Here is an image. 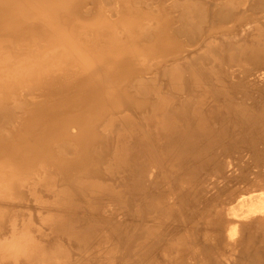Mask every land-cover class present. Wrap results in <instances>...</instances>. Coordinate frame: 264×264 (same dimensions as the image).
Returning a JSON list of instances; mask_svg holds the SVG:
<instances>
[{
    "label": "bare ground",
    "instance_id": "1",
    "mask_svg": "<svg viewBox=\"0 0 264 264\" xmlns=\"http://www.w3.org/2000/svg\"><path fill=\"white\" fill-rule=\"evenodd\" d=\"M86 1L0 0V44L30 33L28 58H0V81L25 72L48 89L57 52L86 72L77 112L60 117L36 107L42 92L0 87V264H264V3L78 12ZM104 10L107 48L93 54L76 31ZM137 36L149 44L125 51ZM125 53L156 64L132 74Z\"/></svg>",
    "mask_w": 264,
    "mask_h": 264
},
{
    "label": "rangeland",
    "instance_id": "2",
    "mask_svg": "<svg viewBox=\"0 0 264 264\" xmlns=\"http://www.w3.org/2000/svg\"><path fill=\"white\" fill-rule=\"evenodd\" d=\"M93 1V0H92ZM144 1H147V0H120L121 2V7H122V11L123 13H128L130 14V10H135V9H139V8H142V2ZM87 3H83V5H79V9H78V12L80 13H84V14H88L90 13V9L93 7V3L92 4H88V2H90V0L86 1ZM95 2V1H93ZM96 2H99V0H96ZM259 4L260 3H264V0H258ZM91 3V2H90ZM100 3V2H99ZM128 3V4H127ZM156 1H151V4H155ZM258 4V6H259ZM95 6V5H94ZM114 7V4L112 3V0H108V2L105 3V7L104 8H109L112 10V8ZM254 9V7L252 8ZM102 10V9H101ZM256 10H254L253 12H255ZM101 14L97 15V16H94L95 14L93 15H90V16H87L82 25H80L79 27H77V31H76V35H77V39L79 40V42L81 43V45H83L86 49L90 50L94 53H105L106 52V48H107V35L105 34L106 32V29H103V25H98L96 24L94 21H97V19H99L100 17L104 18L103 15H106L107 14V11L104 10V12L100 11ZM112 13L114 14V10H112ZM92 16V17H91ZM100 16V17H99ZM114 17V16H113ZM97 18V19H96ZM108 21V20H107ZM109 22V21H108ZM174 26V24H173ZM109 31V30H107ZM25 37H21L18 40H13V42L11 41H1V44L2 46H0V48L2 47H5V45L7 44V46L11 43L12 45L11 46H14L16 49V53L14 51L12 52H8V53H3V52H0V58L2 57L3 60L4 59H7L6 63H8V67L10 68H13V67H17L25 58H28L29 55H30V52L28 51V49H25L24 47L27 46V43H29V39H30V33L27 31V34L25 33L24 34ZM94 36V38H93ZM25 38V39H24ZM28 38V39H27ZM24 39V40H23ZM96 39V40H95ZM119 39V38H118ZM89 40V41H88ZM18 41V43H17ZM23 41V42H22ZM122 44V39L119 40ZM126 45V49L125 51H131V49L133 50H138L140 49L141 47H143V45L147 46L149 43H146V42H143L141 40V38H139L138 36L137 37H134V38H130L127 42H125ZM26 44V45H25ZM24 45V46H23ZM95 45V46H94ZM21 46V47H20ZM22 48V49H20ZM29 52V53H28ZM58 56L59 57H56L54 58L56 61H57V65L55 66V69L57 71V74L58 73H64L62 75H60V77L56 80V84L55 82L54 83H51L49 85H46V86H50L48 89L46 88H41V86L39 85H35L34 82H31L33 81L32 79H30L28 76H25V72H16V74H11L10 77H8V80H6L5 82L4 81H0L2 83H0V87L1 88H4L8 94L12 95L14 94L13 92L15 91V88L17 87H20L21 89H24L23 91L25 90H29L30 92H42V96L39 97L40 99V104H38L36 107H39L42 106L44 107L45 105H50L52 104V107L53 109H51L50 111L52 115H54L56 113V115H54L55 117H60L61 115L63 114H67V113H76L77 111H75V109H71L69 108V105L67 103L70 102V99H72L73 97V91L75 89V86L77 87V84L78 82L80 81L79 79L81 77H83L85 75L86 72H84L80 67H78V65H76L73 61H70L69 58L67 57H64L62 56L59 52H57ZM24 57V58H23ZM153 57V55H152ZM62 58V59H61ZM33 59V58H32ZM32 59H29L31 62H32ZM38 60H42L41 57L37 58ZM67 59V61H65ZM119 59H124L125 61H127L128 65L131 67V69L133 70L132 74H135V75H141V74H149V70L150 68H153V65L156 64V58L153 57L151 58V55L149 57H143L141 60L140 58H134L131 54H128V53H125V54H122L121 56H119ZM16 61V62H15ZM62 61H63V64H62ZM20 62V63H19ZM40 62V61H38ZM65 62V63H64ZM73 64V65H72ZM148 64V65H147ZM65 65V67H64ZM68 65V66H67ZM31 66V65H30ZM70 67V68H69ZM76 67V68H75ZM32 68V67H31ZM66 68V69H65ZM68 69V70H67ZM79 70V71H78ZM59 71V72H58ZM72 71V72H71ZM68 72V73H66ZM19 74V75H17ZM79 74V75H77ZM132 74L130 73H125L123 74V76H120L121 78V83L119 84V89H118V92L123 95H127V87H126V82H127V78L129 76H131ZM77 77H76V76ZM0 76H5V74L0 70ZM18 76V77H17ZM20 76V78H19ZM70 76V77H68ZM75 76V77H74ZM96 76V75H95ZM94 76V77H95ZM93 77V78H94ZM10 78V79H9ZM16 78V79H15ZM15 79V80H14ZM24 79V80H23ZM71 79V80H70ZM73 79V80H72ZM97 79V77L94 78V80ZM11 80V81H10ZM10 81V84L8 85L7 83ZM14 81V82H13ZM58 81V82H57ZM63 82V84H61V82ZM13 82V83H12ZM60 82V83H59ZM72 83V85L70 84ZM77 83V84H75ZM14 84V85H13ZM61 84V85H60ZM75 84V86H74ZM5 85V86H4ZM7 85V87H6ZM12 85V86H10ZM53 85H55L53 87ZM61 86V87H60ZM74 89H71L73 88ZM11 88L10 89H8ZM59 87V88H58ZM36 88V89H35ZM53 88V90L51 89ZM61 88V89H60ZM38 89V90H37ZM41 89V91H40ZM59 89V90H58ZM2 90V89H1ZM48 91V92H45V91ZM62 90V91H61ZM11 91V92H10ZM71 91V92H70ZM54 92V93H53ZM58 94H57V93ZM31 93V94H33ZM46 93V94H45ZM66 93V94H65ZM126 93V94H125ZM49 94V95H48ZM72 94V96H71ZM51 95H52V98H51ZM65 95V96H64ZM48 98V100L45 101L46 98ZM56 97V100H54ZM58 97V98H57ZM62 97V98H60ZM66 97V98H65ZM68 97V98H67ZM27 98V97H26ZM54 98V99H53ZM116 98V97H115ZM119 98V97H118ZM52 99V100H51ZM63 99V100H62ZM48 101V102H47ZM56 101V102H55ZM59 101V102H58ZM67 101V102H66ZM120 101V99H119ZM119 101L118 99L116 98L115 99V104H118L119 106ZM63 103V104H62ZM42 104V105H41ZM57 104H61V105H57ZM30 105L26 106L27 108L29 107ZM59 108H57V107ZM62 106H63V109H62ZM65 106V107H64ZM32 107V106H30ZM46 107V106H45ZM66 108V109H65ZM68 108V109H67ZM70 109V110H69ZM77 109V108H76ZM54 110V111H53ZM58 110V111H57ZM70 111V112H69ZM101 111V110H100ZM100 111L97 110V111H92L91 113H86L87 117H86V120H89V124L90 126L93 128V122L100 116ZM59 112V113H58ZM49 114V113H48ZM61 114V115H59ZM65 116V115H64ZM21 131V129H20ZM23 134V133H21ZM22 137V140L24 138V140L26 141L27 140V137L23 135H20ZM13 138L9 139V140H12ZM8 140V141H9ZM59 142L58 141H55L54 144H58ZM4 169V168H3ZM2 167H0V172L2 170V174H6V169L3 170ZM5 201V200H4ZM6 203V201H5Z\"/></svg>",
    "mask_w": 264,
    "mask_h": 264
}]
</instances>
